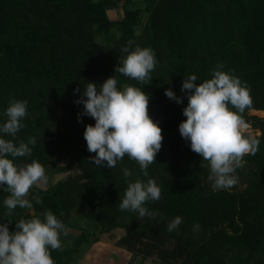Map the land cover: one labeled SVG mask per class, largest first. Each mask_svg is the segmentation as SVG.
Returning a JSON list of instances; mask_svg holds the SVG:
<instances>
[{
  "label": "trees",
  "instance_id": "obj_1",
  "mask_svg": "<svg viewBox=\"0 0 264 264\" xmlns=\"http://www.w3.org/2000/svg\"><path fill=\"white\" fill-rule=\"evenodd\" d=\"M120 1L0 0V127L8 119L9 101L26 100L24 127L13 142L36 141L28 144L31 155L7 158L16 165L36 160L44 169L65 161L64 169H75L46 189H30L24 199L33 207H17L7 217L4 200L10 192L0 185V224L7 223L12 232L21 218L43 221L50 210L68 227L71 212L81 204L91 226L78 231L65 250L49 247L54 264H72L85 246L118 228L127 231L118 247L135 255L145 246L142 256L153 251L162 264H264V117L247 115L249 109L242 114L260 132L254 136L258 151L243 157L235 173L238 182L222 190H213L208 162L178 131L188 103L182 81L190 75L197 77V85L211 79L217 64L246 84L252 108L264 111V0H143V9H132L125 0L122 17L110 20L107 10ZM100 35L104 43H97ZM129 41L132 48L155 53L147 85L115 72ZM111 76L118 89L127 84L149 95L148 114L162 129V146L147 177L127 154L114 168L89 161L95 153L88 152L83 133L95 121L80 116L83 107L76 101L87 82L99 87ZM167 89L183 102L167 98ZM58 105L65 111L56 119ZM0 138L13 139L2 132ZM124 169L132 175L126 177ZM137 179H153L161 189L158 201L143 205L154 216L141 218L119 206L128 183ZM176 217L182 223L169 231Z\"/></svg>",
  "mask_w": 264,
  "mask_h": 264
},
{
  "label": "clouds",
  "instance_id": "obj_2",
  "mask_svg": "<svg viewBox=\"0 0 264 264\" xmlns=\"http://www.w3.org/2000/svg\"><path fill=\"white\" fill-rule=\"evenodd\" d=\"M133 43L129 41L121 49L124 55L118 60L115 72L147 85L157 63L155 53L151 48L138 45L132 48ZM223 67V64H217L212 78L198 85L197 77L190 75L182 81L181 87V92L188 93V103L183 109L186 119L179 124L178 131L189 142L191 151L208 162V180L213 190L234 186L238 182L235 173L242 167L243 157L255 155L259 146V140L243 134L250 126L242 114L245 109L253 110L250 89L239 78L222 71ZM164 95L177 104L183 102L171 89L165 90ZM27 103L26 100H10L5 113L8 119L0 127V132L13 138H0V185H6L10 192L4 200L8 210L6 217L17 207L31 209L33 205L24 197L34 184L47 183L45 169L36 160L16 165L7 158L9 155L13 158L31 155L28 144L36 143L35 138H29L28 144L13 142L17 132L24 127L21 120L27 114ZM76 103L83 105L80 116L95 121L94 126L85 125L83 133L88 152L95 153L89 161L97 167L114 168L127 154L147 177L146 170L155 163L163 140L162 129L148 114L149 95L141 88L127 84L118 89L115 76H111L99 87L87 82ZM123 172L126 177L132 175L128 169ZM160 197L161 189L155 180L143 182L137 179L128 183L119 206L121 210L137 212L141 218L154 216L155 213L143 205L149 200L158 201ZM36 203L40 204L42 200L36 197ZM43 216V221L21 218L12 232L7 223L0 224V264H54L49 247L53 250L61 248L59 236L65 226L50 210ZM181 223V217L174 218L168 230L176 229ZM193 227L199 229L198 224Z\"/></svg>",
  "mask_w": 264,
  "mask_h": 264
},
{
  "label": "rangeland",
  "instance_id": "obj_3",
  "mask_svg": "<svg viewBox=\"0 0 264 264\" xmlns=\"http://www.w3.org/2000/svg\"><path fill=\"white\" fill-rule=\"evenodd\" d=\"M93 1H97V0H93ZM124 1L125 0H121L117 6L107 10V14H108V17L110 20H117V19H120L122 17L121 5L124 3ZM128 6L131 7L132 9H134L136 7L143 9L144 2H143V0H130V3ZM144 20H145V14L142 13L141 18H140V22H144ZM137 33H139V29L137 30ZM104 39H105V37L103 35L96 37L97 43H100V42L104 43ZM77 106L79 108L83 107L82 104H77ZM54 109H56V111H57V113L55 115L56 119H58L61 115L64 114L65 109L63 106L58 105V106L54 107ZM247 115L257 116L259 118H263L264 117V111L255 110V109L248 110ZM247 123L249 124L250 127L243 134L246 136H251V137L259 136L260 132L257 129H254L251 122L249 121ZM65 163H66L65 161L59 162L58 164H54L52 168H50L51 165L47 166L45 168L47 183L46 184H43V183L34 184L30 189H32L34 187L46 189L48 186L56 183L57 181H59L61 179H64L68 175L74 174L75 169H73V168L64 169L63 168ZM238 187H239V189H241L243 186L238 185ZM127 219L128 218H125L124 221H127ZM137 223H139V220L137 221ZM89 226H91V219H90L89 212L86 210L85 207H83L80 204L75 210H73L71 212L68 227H65L64 231L60 233V236H59L60 242H63L65 245L66 244L68 245L69 238L73 239L76 236V234L78 233V231L86 229ZM116 230L119 231L118 234L119 233H126L127 234V231L125 229L118 228ZM113 238H114V236L103 237L102 238V244H100L101 247H99L100 249L98 251H105L103 247L111 245L110 243L113 242ZM139 247L142 251H140V253H136L134 255L135 257L136 256L138 257L139 263H141V264H162V261L159 260V258H157V256L155 254H153V251H149L150 256L143 257L142 254L145 252L146 247L145 246H139ZM101 248H103V250H101Z\"/></svg>",
  "mask_w": 264,
  "mask_h": 264
},
{
  "label": "crops",
  "instance_id": "obj_4",
  "mask_svg": "<svg viewBox=\"0 0 264 264\" xmlns=\"http://www.w3.org/2000/svg\"><path fill=\"white\" fill-rule=\"evenodd\" d=\"M66 231V230H65ZM115 230L111 233L101 235L100 239L90 245L85 246L79 255L74 258L72 264H141L138 261V257L132 255L130 252L126 251L123 248H120L116 245V242L119 238L124 236L126 233H119ZM107 236H114L113 242L111 245L103 247L105 251H98L102 244V238ZM75 239L69 238L68 245ZM68 245L61 242L60 251L65 250ZM101 248V250H103Z\"/></svg>",
  "mask_w": 264,
  "mask_h": 264
},
{
  "label": "water",
  "instance_id": "obj_5",
  "mask_svg": "<svg viewBox=\"0 0 264 264\" xmlns=\"http://www.w3.org/2000/svg\"><path fill=\"white\" fill-rule=\"evenodd\" d=\"M107 26L105 25V28H106Z\"/></svg>",
  "mask_w": 264,
  "mask_h": 264
}]
</instances>
